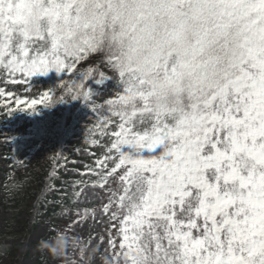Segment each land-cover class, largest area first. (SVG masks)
<instances>
[{"label": "snow or ice", "instance_id": "obj_1", "mask_svg": "<svg viewBox=\"0 0 264 264\" xmlns=\"http://www.w3.org/2000/svg\"><path fill=\"white\" fill-rule=\"evenodd\" d=\"M94 54L122 85L103 104L84 81L110 77L77 72ZM0 68L14 85L84 77L62 83L97 114L105 151L61 207L106 227L71 264L97 250L108 264H264V0H0ZM54 95L14 104L36 112ZM92 189L109 195L88 212Z\"/></svg>", "mask_w": 264, "mask_h": 264}, {"label": "rangeland", "instance_id": "obj_2", "mask_svg": "<svg viewBox=\"0 0 264 264\" xmlns=\"http://www.w3.org/2000/svg\"><path fill=\"white\" fill-rule=\"evenodd\" d=\"M102 69L110 78L106 82L108 88L98 84L91 87L97 104L122 91L118 73L111 69L107 61ZM73 78L77 82L84 81L82 75L68 76L67 73H57L55 70L53 74L48 72L46 75L32 77L31 85H14L7 82L8 77L0 68V87H4L5 95L11 91V98L16 89L21 93V99L39 98L44 91L53 92V85L66 89L67 84L62 81H71ZM54 94L56 105L38 114L41 121L36 125H28L14 148L9 147L10 138L4 122L0 123V264H39L37 245L42 247L45 256L41 264H71L77 259L79 248L88 241L89 236L93 237L91 243L94 244V238L103 233L106 227L103 216L99 223L91 222L84 228L71 224L69 214L64 210L54 219L45 217L41 210L40 201L46 196H52L60 188L52 187L50 181L51 176L57 175L55 159H65L61 166L64 175H73L75 180H84L91 185L94 180L84 178L83 175L87 170L86 159L94 163L95 158L105 151L104 148L90 144L75 149L77 158H72L73 152L69 149L74 145L70 142L79 138L80 129L76 124L67 123L68 105L60 102L59 94ZM62 104L63 109L59 108ZM82 109L85 110L84 116L89 118L96 114L85 102ZM103 139L106 142V138ZM144 155L147 157L150 154L145 152ZM43 170H47V175L40 180L37 174ZM107 195V191L102 195L99 190L92 189V194L80 202L92 204V207L86 208L88 212L93 207L99 210L101 204L97 197L103 199ZM89 256V264H108L111 259L110 253L102 250L89 253Z\"/></svg>", "mask_w": 264, "mask_h": 264}, {"label": "trees", "instance_id": "obj_3", "mask_svg": "<svg viewBox=\"0 0 264 264\" xmlns=\"http://www.w3.org/2000/svg\"><path fill=\"white\" fill-rule=\"evenodd\" d=\"M107 61L106 56L103 54H94L90 56L86 61H83L79 64L77 72L82 74L86 72L89 68L98 69L104 71L102 66L104 62ZM55 69L49 71L53 74ZM80 75H77L79 77ZM107 79L103 82L98 83L96 78H89L85 81V87L91 89L93 85H102L104 88H108ZM67 89V88H66ZM66 89L53 85V92L59 94L63 97L64 103L68 105V112H67V123L69 124H76L80 129L79 138L73 142H70L74 146L72 148H67L73 152L72 158H77L75 154V149L78 147H85L92 144V140L94 138L101 139L104 142L103 137H94L91 134L92 126L97 122V114L92 115V118L84 116L85 110L82 109L83 100L82 99H75L71 98V95L67 93ZM17 97H21V93L18 89L15 90L14 97L9 99L6 95L0 96V123L4 122L5 131L9 135L10 143L9 147L14 148V145L17 144L19 139L23 137L26 127L28 125H36L40 120L38 117L39 113L46 112L51 107H45L43 105L36 106V112H31V109H27L26 111H20L16 108L14 104V100ZM109 97H106L100 101V104H103ZM8 104L10 107L16 109L12 112L11 115L8 114V108L5 107V104ZM63 104L59 107L63 109ZM53 109V108H52ZM76 121V122H75ZM97 148L99 146H96ZM65 159L54 160L55 168L57 175L51 176L50 181L52 187L60 186V188L52 195L46 196L40 201L41 210L44 212V216L47 218H55L61 211L62 205L66 204L67 201L74 199L73 187L72 185L79 182V180H75V176L73 175H64L61 170V166L64 163ZM87 168L88 167H96L97 165L91 163L90 159H86ZM15 167V166H14ZM13 167V168H14ZM45 175H47V170H43L41 174H37L38 179H42ZM90 178V180H95V176H84V178ZM81 178V176H80ZM68 193V196L65 197L62 193ZM82 210L85 208L92 207V204H83L81 203ZM37 252L38 258L37 263L41 264L45 260V256L41 250V246L37 245Z\"/></svg>", "mask_w": 264, "mask_h": 264}, {"label": "clouds", "instance_id": "obj_4", "mask_svg": "<svg viewBox=\"0 0 264 264\" xmlns=\"http://www.w3.org/2000/svg\"><path fill=\"white\" fill-rule=\"evenodd\" d=\"M56 104H54V105H52V106H50V107H53V106H55Z\"/></svg>", "mask_w": 264, "mask_h": 264}]
</instances>
